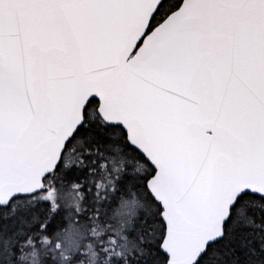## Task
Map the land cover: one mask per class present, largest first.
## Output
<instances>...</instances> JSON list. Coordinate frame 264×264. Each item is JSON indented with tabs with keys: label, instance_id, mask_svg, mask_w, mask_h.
<instances>
[{
	"label": "snow or ice",
	"instance_id": "obj_1",
	"mask_svg": "<svg viewBox=\"0 0 264 264\" xmlns=\"http://www.w3.org/2000/svg\"><path fill=\"white\" fill-rule=\"evenodd\" d=\"M0 264H264V0H0Z\"/></svg>",
	"mask_w": 264,
	"mask_h": 264
}]
</instances>
